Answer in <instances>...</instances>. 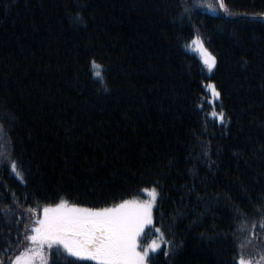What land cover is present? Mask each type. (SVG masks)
<instances>
[{
    "label": "trees",
    "instance_id": "obj_1",
    "mask_svg": "<svg viewBox=\"0 0 264 264\" xmlns=\"http://www.w3.org/2000/svg\"><path fill=\"white\" fill-rule=\"evenodd\" d=\"M195 3L0 0L2 264L26 245L27 209L38 216L60 198L101 208L153 186L154 227L175 254L148 226L141 243L161 241L150 264L264 253V0H225L227 16ZM195 35L217 58L211 73L189 45ZM221 109L226 125L213 115ZM50 264L98 263L52 250Z\"/></svg>",
    "mask_w": 264,
    "mask_h": 264
},
{
    "label": "snow or ice",
    "instance_id": "obj_2",
    "mask_svg": "<svg viewBox=\"0 0 264 264\" xmlns=\"http://www.w3.org/2000/svg\"><path fill=\"white\" fill-rule=\"evenodd\" d=\"M193 7H206L214 14H230L225 4V0H218L216 7L212 4H203L201 0H196ZM190 8L185 7L184 13H189ZM264 15V14H261ZM77 23L83 22L81 14L77 13L74 17ZM193 46V51L199 54V58L206 66L209 73L216 67L217 58L204 47V42L200 36L195 35L189 41ZM188 46V45H186ZM94 70L93 75L102 78V66L95 60L91 61ZM206 88L213 98L218 99L220 92L215 84L209 83ZM217 121L226 125L227 119L224 111L216 114ZM204 155H208V146H204ZM4 166L10 167L12 172L20 178H23L17 172L15 161L9 165L4 161ZM144 192L149 193L147 200H138L136 198L123 199L111 206L101 208L83 207L75 203H69L68 200L60 198L58 203L45 204L42 207V215L37 216V209L30 208L33 219L30 224H25V235L20 240L24 246L20 253L10 260V264H48V253L55 250L58 254L62 250L71 257L80 259H90L97 261L98 264H150L151 255L161 249V243L155 240L150 244H140V238L147 226H153V207L156 204L159 192L153 186L151 189L145 188ZM15 201V194H12ZM17 207H19L18 202ZM8 209H0L4 215L8 214ZM243 215V213H239ZM259 228L264 231V219L259 222ZM257 224L253 222L252 228ZM154 231L161 236L162 243L166 244L163 249V255L169 256L175 254V248L171 247V242L163 240V233L158 227ZM255 235V233H250ZM239 246V245H238ZM2 264V261H0ZM234 264H264V253L259 259H244L240 256Z\"/></svg>",
    "mask_w": 264,
    "mask_h": 264
},
{
    "label": "rangeland",
    "instance_id": "obj_3",
    "mask_svg": "<svg viewBox=\"0 0 264 264\" xmlns=\"http://www.w3.org/2000/svg\"><path fill=\"white\" fill-rule=\"evenodd\" d=\"M149 189H151V188H149ZM134 198H136V199H138V200H147V199H149L150 198V195H149V193H147V192H144V195L143 196H140V197H134ZM132 199V198H131ZM70 203V202H69ZM156 205V204H155ZM155 205H154V207H155ZM83 207H85V206H83ZM154 207H153V211H154ZM41 215H42V213H41ZM148 227V226H147ZM146 227V228H147ZM145 228V229H146ZM145 231V230H144ZM143 234V233H142ZM156 241L157 243H161V241L160 240H157V237H155L153 240H151L150 242H148V243H144V244H142L141 243V241H140V244H142V245H147V244H150L152 241ZM26 246V245H25ZM50 254H51V251L48 253V264H50ZM15 258V257H14ZM13 258V259H14ZM80 259V258H79ZM82 260H86V261H90V262H93V263H98L97 261H93V260H90V259H87V258H84V259H82ZM0 261H2L1 259H0Z\"/></svg>",
    "mask_w": 264,
    "mask_h": 264
},
{
    "label": "clouds",
    "instance_id": "obj_4",
    "mask_svg": "<svg viewBox=\"0 0 264 264\" xmlns=\"http://www.w3.org/2000/svg\"><path fill=\"white\" fill-rule=\"evenodd\" d=\"M227 16V15H226ZM245 17H251L252 15H244ZM230 18V17H229Z\"/></svg>",
    "mask_w": 264,
    "mask_h": 264
},
{
    "label": "water",
    "instance_id": "obj_5",
    "mask_svg": "<svg viewBox=\"0 0 264 264\" xmlns=\"http://www.w3.org/2000/svg\"><path fill=\"white\" fill-rule=\"evenodd\" d=\"M224 16H226V14H224ZM241 17H245V16L243 15V16H241ZM251 17H253V16H251Z\"/></svg>",
    "mask_w": 264,
    "mask_h": 264
}]
</instances>
